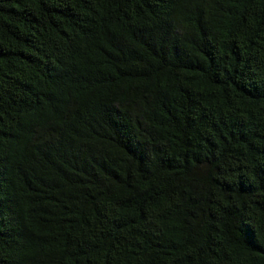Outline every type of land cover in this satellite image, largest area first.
Listing matches in <instances>:
<instances>
[{
    "label": "trees",
    "instance_id": "1",
    "mask_svg": "<svg viewBox=\"0 0 264 264\" xmlns=\"http://www.w3.org/2000/svg\"><path fill=\"white\" fill-rule=\"evenodd\" d=\"M0 264H264V0H0Z\"/></svg>",
    "mask_w": 264,
    "mask_h": 264
}]
</instances>
